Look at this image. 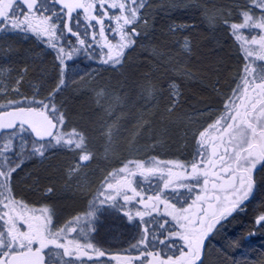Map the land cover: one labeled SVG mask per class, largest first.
Listing matches in <instances>:
<instances>
[{"label": "flooded vegetation", "instance_id": "flooded-vegetation-1", "mask_svg": "<svg viewBox=\"0 0 264 264\" xmlns=\"http://www.w3.org/2000/svg\"><path fill=\"white\" fill-rule=\"evenodd\" d=\"M134 1L127 0L128 9ZM47 2L38 0L40 6ZM116 2L119 4L120 0ZM40 6L30 10L24 0H0V47L6 41L28 43L35 48L32 51L35 62H49L53 72L59 75L49 78V91L40 97L17 95L13 89L15 83L0 85V234L7 239L0 260L5 261L13 253L34 252L40 246L46 264H61V261L63 264H108L109 261L135 264L144 256L149 260L153 257L163 260L167 256L171 261L174 249L185 243L184 228L178 221L187 219L191 223L201 212V205L207 208L209 202L215 204L232 197V170L241 162L240 158L264 152V38L258 41L261 59L252 54L249 64L237 67L246 69L251 76L225 101H228L224 105L225 114L221 113L225 102L215 105L216 117L211 125L198 131L196 140L174 159H170V153L155 151L138 156L137 152L118 151L115 147L85 148L84 140L77 141L72 130L54 128L47 136L44 121L29 124L26 117L65 116L62 108L65 81L77 64L92 66L94 72L86 79L88 83L95 74L114 68L125 53L119 31L113 39L111 31L103 35L98 28L95 40L100 43L89 41L85 51L66 58L65 68L56 52L36 38L39 16L47 15ZM105 9L118 13V9H108L107 5ZM107 44L113 45L111 50ZM72 74L84 79L81 77L85 71ZM28 137L41 145L54 143L51 147L40 146L42 155L56 150L54 156L45 155L54 158L51 193L55 194L58 186L77 189L84 201L83 209L73 207L60 220L55 215L61 208L58 201L43 205L39 201L46 200L34 201L21 194L25 185L1 154H24ZM235 183L238 186L239 180ZM35 193L47 197L43 192ZM261 199H264V169L257 171L252 193L240 206L244 211L237 210L229 216L205 249V263L214 250L221 248L216 241L229 239L227 230L243 221ZM70 206L75 205L61 209ZM189 232L186 239L191 240L193 247L184 255L176 252L172 264H192L198 258V237L192 229ZM193 248L197 250L195 257L190 255Z\"/></svg>", "mask_w": 264, "mask_h": 264}, {"label": "bare ground", "instance_id": "bare-ground-1", "mask_svg": "<svg viewBox=\"0 0 264 264\" xmlns=\"http://www.w3.org/2000/svg\"><path fill=\"white\" fill-rule=\"evenodd\" d=\"M186 1L192 4L196 3L199 6L201 5V7H204L206 6V1L209 0ZM171 3L173 2L170 0H161L157 2L153 0V3L151 2V8L148 13L149 15L141 20L138 30L134 33L127 32L129 38L126 37L127 40L125 38L123 39V42L125 41V45L122 46L125 53L122 56L121 62L113 65L114 68L95 74V76L89 80L88 83L79 81L74 74L71 75V72L73 73L79 70H84L86 76L89 78L94 72L91 65L87 63L77 64L75 68L73 67L74 69H71L69 72L70 77L65 81V91L62 102L63 113L67 115L70 113L67 109V105L69 109L70 107L73 109L77 108V104L83 102L81 97L87 95L91 89L92 91L95 90L101 92L104 95V103L100 104L94 102L86 104L84 107L86 109L85 115L87 117H102L104 119V117H115L120 111L143 110L149 108L150 104H148V101L150 99H155L157 101L162 100L165 107L170 106L171 108L168 109V113L172 110V108L174 109L179 104L180 92L177 90L178 84L174 82V80L176 79V76L179 75V73L177 74L176 72L180 71L175 68L173 69L171 66V62L174 57H172L171 54L163 56V53L158 54L157 51H153L155 53H152L151 50H148V53L140 48V44L142 46L149 33L148 31L154 30V21L168 22L169 19L171 21L178 16L182 22L191 23L194 21L199 24L201 29L205 28L208 31L209 29L206 22L203 21V15H201L200 12H187L189 7L173 8L170 6ZM215 12L218 13V16L221 18L219 20L224 22L221 11ZM213 14L214 13L211 12V15ZM221 25L222 24L220 22L219 24L215 23L214 30L223 32L224 27L222 28ZM190 27L191 26H188V28ZM188 28L187 26H184V23H180V27L172 26L170 30L172 32L175 30L179 31L182 35L187 33ZM171 40L173 47L178 49L179 55H181V52L185 50V42L187 45L189 44L185 37H180L179 40L178 38H171ZM5 44L6 45L4 47H0L2 54H6L5 56L0 54V85H14L15 83L14 87H12L15 93L21 96L40 97L47 94L49 91V78H58L59 76L58 73L53 72V68H50L51 64L47 61H44L41 64H39V62H35L36 55L32 53L35 48L28 43L21 41H6ZM145 52H147V54ZM29 54H33V57ZM149 56L156 62L162 61L163 59L166 64L163 63L164 65L161 64L162 66H146L144 62H146L145 60ZM144 73L154 76H146ZM149 78L156 81L143 83L144 79L149 80ZM181 78H186V76L182 75ZM23 80L27 82L29 81V83L21 82ZM140 80L142 81V86L139 88L138 86L140 84L138 81ZM153 85L156 86L153 87ZM173 94L177 95L178 99L174 100ZM203 110H201V112ZM71 111L73 112V110ZM58 116L65 117L64 120H66L67 117L63 115ZM125 117H130L132 121H135L133 117L137 116L130 112ZM65 124L68 126L70 125L67 121ZM97 126L100 125L95 123L90 124L87 129L81 128L83 131L81 136L84 140L86 137V142L89 143L95 140V136H90V134H92L91 131H97L96 129L100 128H97ZM117 142L114 147L117 148L118 151L121 149L122 151L135 152L133 150H127L125 146L119 142V140H117ZM61 150L66 151V149ZM55 152L56 150L52 149L43 156H54ZM99 152L100 151H98V153ZM1 158L10 163L11 168L18 173V178L24 183L25 189L21 190V194L30 197L31 200L34 201L46 200L47 202L39 201L42 202L43 205H52L54 201H58L61 208L63 206L75 205L64 210H62L63 208H59L58 211L55 212L58 219H64V216L69 214L73 207L75 209L79 207L83 209L82 205L84 204V201L80 193L77 192V189L65 190L58 186L55 188V194L51 193V172L54 163L53 157H27L24 155L11 156L1 154ZM35 191L43 192L47 194L45 195L47 197L43 198L41 194L36 195ZM64 200H71V202L66 203ZM254 207L255 206L251 208L248 216L243 221L234 224L227 230L229 239L238 241V247L235 251L231 252V255L236 256L237 258L255 259L256 254L264 250V232H256L255 235H248V228L252 225L251 223L255 215ZM222 251L227 252L231 250L223 249ZM215 256H217L216 258H220L222 261L224 260L222 253L219 249H217L211 253L210 259L205 264H214V261H217Z\"/></svg>", "mask_w": 264, "mask_h": 264}, {"label": "snow or ice", "instance_id": "snow-or-ice-1", "mask_svg": "<svg viewBox=\"0 0 264 264\" xmlns=\"http://www.w3.org/2000/svg\"><path fill=\"white\" fill-rule=\"evenodd\" d=\"M264 4V0H259ZM24 4L28 9H36L38 0H24ZM117 10L118 13H110L105 9ZM47 15H40L38 19V30L36 38L40 43H46V46L56 52L58 61L66 68V58H71L85 51L89 41L95 40L97 29L101 30V34L107 35L109 31L121 34L124 39V33L131 30L135 32L136 26L140 23V9H135L136 15L133 16L128 12L127 0H120L118 4L116 0H48L47 4L40 6ZM135 8V5H133ZM99 9V10H98ZM264 12V8L261 9ZM114 24V26H113ZM35 30V29H34ZM74 38V41H73ZM109 50L112 44H107ZM241 162L237 163L233 172V195L225 197L223 201L213 204L209 202L208 207L201 205V212L197 214L195 220L188 223V220H179L178 223L183 226L185 232V243L176 247L172 253V260L169 261L167 256H163V260H157L153 257L149 260L148 256L135 261V264H172L176 259V252L181 255L188 253V249L192 248L191 240L186 237L190 235L189 229H192L198 237V258L192 260V264H205V249L212 244L213 240L223 228V222L231 216L235 211H244L240 206L245 202L256 184L257 171L264 169V152L256 155L249 154L247 158H240ZM239 180L237 186L235 181ZM199 199V197L197 198ZM254 218L252 225L248 228V235H255L256 232H264V199H261L254 207ZM216 243L221 245L219 248L223 255L222 264H264V251L256 254L255 259H241L232 256L231 252L238 247L236 240H217ZM223 249L231 250L224 252ZM36 252L37 261L43 264L41 255L43 248L36 246L33 249ZM197 250L193 248L191 256H196ZM97 255H101L97 253ZM61 264L63 262L61 261ZM108 264H111L109 261Z\"/></svg>", "mask_w": 264, "mask_h": 264}, {"label": "trees", "instance_id": "trees-1", "mask_svg": "<svg viewBox=\"0 0 264 264\" xmlns=\"http://www.w3.org/2000/svg\"><path fill=\"white\" fill-rule=\"evenodd\" d=\"M180 23H184L187 28L191 26L187 29V33L181 35L179 31L175 30L172 32L170 30L172 26L180 27ZM154 24V30L148 31L149 33L142 46L140 44V48L147 52L151 50L152 53L156 51L158 54L163 53V56L171 54L174 57L171 66L173 69L180 71L176 72L177 74L179 73L176 79H172L178 84L176 86L180 92L179 104L168 113L170 106L165 107L162 100L150 99L148 101V104H150L149 108L137 111H120L117 116L109 117L108 121L110 123L108 125L112 128L120 123L122 124L123 122L119 121L118 117H125L132 112L133 115L137 116L133 117L135 121L128 117L123 123L126 131H132L131 133L134 136L130 144L124 145L127 150L134 151L135 147H141L146 151L162 146L163 148L161 149L163 150L169 149L171 150L170 152H176L186 143L185 139H180L185 133H188L190 118L196 117L199 111L201 112V110L208 107L212 108L218 104L223 93L232 82L233 75L239 65V58L236 55V51L233 50V46L224 29L223 32L219 31L218 34H215L214 38V35L210 37L211 35L210 33L208 34L209 31L207 29H201L199 24L194 21L191 23L182 22V20L175 18L171 21L169 19L168 22L154 21ZM180 37H185L189 42L187 49L182 51L181 55H179L178 49L174 48L171 42V38H178L179 40ZM147 52L145 53L147 54ZM29 55L33 57V54ZM145 61L144 64L146 66H162L161 64H166L163 59L156 62L150 56ZM144 74L146 76H154L147 73ZM182 75L186 76V78H181ZM152 81L156 80L144 79L143 83ZM138 83L140 88L142 81L140 80ZM156 85H153V87ZM85 105L86 103L84 102L78 103V107L75 108L76 115L73 117H87L85 115ZM100 118L101 122H99V125L104 120L102 117ZM147 133L149 135L146 137ZM136 136L137 140L135 141ZM116 142L110 144L112 148H114Z\"/></svg>", "mask_w": 264, "mask_h": 264}, {"label": "rangeland", "instance_id": "rangeland-1", "mask_svg": "<svg viewBox=\"0 0 264 264\" xmlns=\"http://www.w3.org/2000/svg\"><path fill=\"white\" fill-rule=\"evenodd\" d=\"M161 1V0H155ZM169 1V0H168ZM173 3L170 4L173 8H188L187 12L191 11H197L200 12L202 18L204 19L203 21L206 22V25L208 26L210 37L215 34H218L219 31L214 30L215 23L219 22L222 24V28L226 31V35L228 36L232 46L233 50L236 51V55L238 58L240 56L243 57L242 60L239 59V65L238 66H244L249 64L251 56L255 55L257 58H260V51L258 48V41L263 37L264 38V12L261 11L262 8H264V4H261L259 0H209L206 1V6L201 7L196 3H188L186 0H170ZM151 2L153 3V0H135L134 4L135 8L129 7V13H131L133 16L136 15L135 9H140V23L141 20L149 15L150 11V4ZM215 5V6H214ZM215 11H221L222 14V19L224 22H221V19L218 16V13ZM211 12L214 13V18L213 15H211ZM176 18L179 19L177 16ZM208 22V23H207ZM140 23L136 26L135 32L138 30V27L140 26ZM128 32H131L129 30ZM124 37L126 39L129 38L127 35V32L124 33ZM127 40V39H126ZM127 42V41H126ZM123 45H125V41L123 42ZM185 49L187 48V43L185 42L184 44ZM253 54V55H252ZM244 60V65L241 63ZM254 73H252V76ZM258 72L254 75L257 76ZM251 74L246 73V69H237L236 73L233 75L232 82L230 86L226 89V91L223 93L222 98L219 100V103H223L226 100L230 99L237 87L244 82L245 80H248L250 78ZM81 78H84V80H81L80 78L78 79L81 82H87V76L86 74L83 75ZM178 90V88H177ZM103 94L101 92L95 91L92 89L89 91L87 95L82 96L81 98L83 99V102L86 104H91L94 102L103 104L104 99H103ZM173 98L178 99L177 95L173 94ZM106 100V99H105ZM229 101V100H228ZM227 101V102H228ZM225 102L224 104L221 105L222 114H225ZM69 104V103H68ZM67 109L70 112L68 115L69 117H66V120H64L65 117H50L52 121L55 124V128L57 131H63L65 129L71 131L74 133L76 140L81 142L84 139L81 136V133L83 132L81 128H88L90 124H99L101 122L100 117H73L76 115V109H73L70 107ZM73 110V112L71 111ZM216 111H214V108H205L202 112H199L196 117H191L190 121V127L188 130V133H185V135L180 139L186 141V143L181 146L178 151L176 152H170L171 150L167 149H161L163 148L158 147V148H152L149 150H143L141 147H135L134 151L138 153V156H143V155H148L151 152H164L166 155H169L170 153V159H174V156L180 152L181 149H183L186 146L191 145L192 142H194L198 136V131H200L203 127H207L211 125V121L213 117H216L214 115ZM67 116V114H64ZM128 117H118L119 121L125 122ZM109 117H104L103 122L100 124V126H97L96 129L97 131H91L92 134L90 136H95V140L93 142H86V137L84 140V147L86 148L88 145H97L101 148H110L113 144V142L119 140V142L123 145L130 144L132 142V139L134 138L133 134L129 131H126L124 128V124L120 123L116 127L113 126L110 128V125H108L110 122L108 121ZM70 123L68 126L65 124V122ZM74 122V123H72ZM79 122V124H77ZM146 125V124H145ZM144 125V126H145ZM80 131V132H79ZM149 134H146V137ZM137 140V136L135 141ZM179 140V139H178ZM102 141V142H100ZM118 144V142H117ZM53 142H48L45 144H40L38 142H35L31 140L29 137L27 138L25 147H27L24 156H32V157H43L41 151L42 147H51L53 146ZM80 145V144H78ZM40 146H42L40 148ZM160 146V145H158ZM164 146V145H163ZM108 150V149H107ZM18 154H13L11 156H17ZM7 241L6 237L4 234H0V254H4L5 252V247L7 244L5 242ZM4 249V251H3ZM264 251V250H263ZM219 256V255H217ZM215 256V258L217 257ZM217 261H214V264H222V260L220 258H216Z\"/></svg>", "mask_w": 264, "mask_h": 264}, {"label": "water", "instance_id": "water-1", "mask_svg": "<svg viewBox=\"0 0 264 264\" xmlns=\"http://www.w3.org/2000/svg\"><path fill=\"white\" fill-rule=\"evenodd\" d=\"M38 118H41V117H38ZM26 119L29 121L30 124H33L35 122V119L33 117H26ZM48 130H52L51 125L48 126ZM41 260L43 261L42 256H41ZM0 264H40V262L37 261L35 253L26 252V253L14 254L10 256L6 260V262L0 261Z\"/></svg>", "mask_w": 264, "mask_h": 264}]
</instances>
